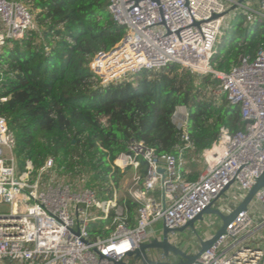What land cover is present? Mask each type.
Here are the masks:
<instances>
[{"label": "built area", "instance_id": "1", "mask_svg": "<svg viewBox=\"0 0 264 264\" xmlns=\"http://www.w3.org/2000/svg\"><path fill=\"white\" fill-rule=\"evenodd\" d=\"M233 2L246 9H234L230 13L234 18L244 14L246 23L264 22V0ZM108 9L126 32L90 64L101 85L176 64L218 79L220 87L210 85L211 90L240 107L245 129L232 132L223 126L215 142L202 152L204 167L193 181L183 177L184 154L194 148L185 105L173 115L182 141L176 153L160 155L144 141L131 139L127 150L112 162V170H119L122 178L129 175L127 195L138 204L136 223L129 226L126 204L120 202L113 180V194L104 203L97 189L85 184L88 178L66 180L53 157L34 180L31 170L21 174L14 156V133L0 116V264H118L150 240L149 228L157 221L180 228L213 202L222 212L229 211L264 173V49L254 58L242 56L228 71L212 66L221 39L232 26L226 3L109 0ZM29 30H39L30 7L18 0H0V57L8 41L23 38ZM228 186L238 190L233 196L236 203L215 206ZM112 210L113 223L105 226L106 230L115 226L111 233L92 236V224L108 219ZM260 211L264 212V186L193 264H264V245L253 243L254 234L264 226V214L261 220L257 217Z\"/></svg>", "mask_w": 264, "mask_h": 264}, {"label": "trees", "instance_id": "2", "mask_svg": "<svg viewBox=\"0 0 264 264\" xmlns=\"http://www.w3.org/2000/svg\"><path fill=\"white\" fill-rule=\"evenodd\" d=\"M32 10L39 30L8 41L0 57V116L7 119L22 174L41 169L48 158L69 179L88 178L106 203L122 175L113 160L131 139L144 141L160 155L176 153L182 143L173 115L189 110L193 149L185 152L183 177L196 180L202 152L223 126L245 129L240 107L215 95L220 81L178 65L143 71L132 80L101 85L90 67L95 55L114 47L125 35L109 12V0H20ZM238 14L212 59L216 70L228 71L242 56L254 58L264 49V22L246 23ZM127 223L134 226L138 204L121 195ZM110 217L92 224V236H108Z\"/></svg>", "mask_w": 264, "mask_h": 264}, {"label": "water", "instance_id": "3", "mask_svg": "<svg viewBox=\"0 0 264 264\" xmlns=\"http://www.w3.org/2000/svg\"><path fill=\"white\" fill-rule=\"evenodd\" d=\"M246 0H238L239 5H243ZM234 5L226 11L229 14L236 9ZM264 186V173L260 176L257 183L247 193L245 198L229 214L223 213L220 209L214 207V202L206 209L188 221L186 225L180 228H169L165 224L161 235L152 237L149 241L144 242L139 248L130 252L127 257L129 260H121L118 264H193L196 262L201 253L210 248L215 241L226 231L229 223L241 212L248 209L249 204L254 199L255 194ZM229 188L220 194V196ZM205 214H215L221 219L220 228L208 239H200V248L193 253L186 252L180 243L183 242L181 233L188 229L195 230L197 221L203 220ZM175 237L176 239L174 240Z\"/></svg>", "mask_w": 264, "mask_h": 264}, {"label": "rangeland", "instance_id": "4", "mask_svg": "<svg viewBox=\"0 0 264 264\" xmlns=\"http://www.w3.org/2000/svg\"><path fill=\"white\" fill-rule=\"evenodd\" d=\"M20 1V0H18ZM22 2V1H21ZM253 2V0H252ZM241 9L240 11H246V9H243L241 6L237 7L236 9ZM235 9V10H236ZM228 18L230 19V21L233 23V21L235 20L234 16L232 14H228ZM231 30V28L228 29V31L226 33H229V31ZM224 37H222L220 44L223 42ZM14 156L16 157V153L14 150ZM204 167V163L202 161L198 162V171H202ZM40 169L35 170V172L32 175V179L34 180L37 177V174L39 173ZM63 176V175H62ZM66 180H73V179H69L66 176H63ZM76 179V178H75ZM128 182H129V175L125 176L124 178H122L120 180V184L119 187L117 188L119 191L120 195H127V189H128ZM237 188L235 186H232L231 188H229L224 194H222V196L219 198V200L215 203L217 206L223 208L225 206L226 203H236L235 198L233 197L235 193H237ZM99 197L100 194L98 193ZM101 198V197H100ZM102 199V198H101ZM264 214L263 211H260L257 213V217L258 220L262 219V215ZM220 224H221V219L215 215V214H205L204 215V219L197 221V225L195 227V230L193 229H188L185 232L181 233V238L183 240V242L180 244H187L189 241L194 242V244L196 243V240L194 237H198V235H200L202 233L203 230L207 229L210 231H217L220 228ZM163 225L164 222L162 220L157 221L156 223H154L152 225V227L149 228V233L151 236H158L161 235L162 230H163ZM254 244L257 245H264V226L257 231L254 234ZM259 238L262 240V242H260ZM126 260H129V257L126 258Z\"/></svg>", "mask_w": 264, "mask_h": 264}, {"label": "crops", "instance_id": "5", "mask_svg": "<svg viewBox=\"0 0 264 264\" xmlns=\"http://www.w3.org/2000/svg\"><path fill=\"white\" fill-rule=\"evenodd\" d=\"M225 3H226V5H227V7H228V9H230L231 7H233V1H238V0H223ZM252 1V0H251ZM258 2V0H253V4H256ZM240 11L241 9L239 8V9H236V11ZM235 11V10H234ZM234 11H231L230 13H232V12H234ZM215 206H217L216 204H215ZM233 206H235V205H233ZM261 206V205H260ZM236 208V207H235ZM235 208H232V209H235ZM259 209H261V208H263L262 206L261 207H258ZM232 209L231 210H229V211H224L223 213H225V214H229V213H231L232 212ZM196 225H197V223H196ZM220 226H221V224H220ZM190 230V229H189ZM216 231L214 230V231H210V230H207V229H205V230H203L202 231V233L200 234V235H198V237L196 236V237H194L195 238V240H196V243L194 244V242H191V241H189L187 244H182V245H180V246H182L183 247V249L186 251V252H188V253H193V252H196L199 248H200V239H208V238H210L214 233H215ZM152 237H155V236H151L150 235V239L152 238ZM181 244V243H180Z\"/></svg>", "mask_w": 264, "mask_h": 264}]
</instances>
